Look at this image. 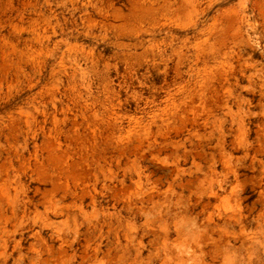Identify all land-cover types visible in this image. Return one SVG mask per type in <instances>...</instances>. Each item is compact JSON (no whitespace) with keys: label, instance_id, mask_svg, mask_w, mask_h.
Instances as JSON below:
<instances>
[{"label":"rangeland","instance_id":"374dc122","mask_svg":"<svg viewBox=\"0 0 264 264\" xmlns=\"http://www.w3.org/2000/svg\"><path fill=\"white\" fill-rule=\"evenodd\" d=\"M0 264H264V0H0Z\"/></svg>","mask_w":264,"mask_h":264}]
</instances>
